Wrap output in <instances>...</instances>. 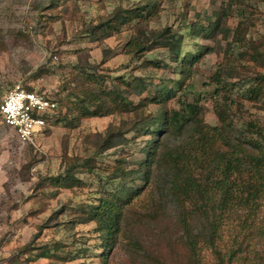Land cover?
Masks as SVG:
<instances>
[{
	"label": "rangeland",
	"instance_id": "obj_1",
	"mask_svg": "<svg viewBox=\"0 0 264 264\" xmlns=\"http://www.w3.org/2000/svg\"><path fill=\"white\" fill-rule=\"evenodd\" d=\"M137 8L152 17L151 30L180 31L192 24L198 30L210 21L215 27L209 35L186 38L198 62L175 98L163 107L178 109V101H197L209 126L219 125L217 112L227 109L235 127L253 123L264 129V105L244 96L253 78L264 75V0H0V102L6 92L20 85L59 104L47 120L52 124L35 146L20 143L0 117V264L101 263L95 224H75L76 207L95 203V193L103 188L105 172L114 166V159L129 151L136 158L147 136L100 152L95 147L98 135L103 138L109 128L118 129L122 120H136L134 114L77 121L71 109L83 97L79 93L83 84L85 90L107 95L121 76H139L152 85H171L178 78L173 58L150 39H143L150 48L142 55L124 54L131 33L140 26L136 18L108 36L92 39L88 35L90 28L99 27L95 30L99 32L111 16L123 18ZM253 52L259 54L257 62L251 61ZM146 61H163L167 67L143 68ZM219 74L226 92L221 93V85L215 82ZM88 76L98 83L90 82ZM130 99L138 101L135 96ZM159 111V106L150 105L143 113ZM246 135L253 140L257 137ZM85 158H94L97 169L80 168L77 177L83 186L64 188L51 181ZM43 182L45 186L38 189ZM159 185L153 184L134 209L125 236L105 255L108 264H153L150 257L143 260L144 251L161 262L179 257L174 204L166 199L163 205ZM148 199L152 205H147ZM255 220L264 228V200ZM129 238L140 240L138 250ZM255 240L264 250V238ZM44 248L69 258H36Z\"/></svg>",
	"mask_w": 264,
	"mask_h": 264
},
{
	"label": "trees",
	"instance_id": "obj_2",
	"mask_svg": "<svg viewBox=\"0 0 264 264\" xmlns=\"http://www.w3.org/2000/svg\"><path fill=\"white\" fill-rule=\"evenodd\" d=\"M115 15L103 23L99 32H95L99 27L88 29V35L92 39H99L101 34L108 36L131 18H136L140 26L136 33H131L124 54L142 55L150 48L143 39H150L173 58L178 78L173 79L171 85L163 82L152 85L139 76L130 79L121 76L107 95L95 89L85 90L84 84L79 88L83 97L71 109L76 112L77 121L114 113L134 114L136 119L122 120L121 127L109 128L103 138L98 135L95 147L100 152L129 141L135 142L143 136L147 138L136 158L129 151L114 159V166L105 172L103 188L95 193V203L77 205L75 224H95L100 240V264H108L105 255L115 248L120 237L125 236V225L134 209L142 203L146 193L151 192L152 185L161 182L163 205L166 199L174 204L172 220L181 253L176 260L167 263L164 259L163 262L156 261L144 251L143 260L150 257L153 264H264V250L255 240L264 238V228L255 223L264 200V129L253 123L235 127L225 112L227 109L217 112L219 125L209 126L203 120V110L197 101H178V109L163 107L175 98L198 62L197 53L189 51L191 46L186 44V38L209 35L215 30L213 22L200 26L198 30L192 24L180 31L170 28L158 31L149 28L152 17L144 8L130 11L123 18ZM257 54L253 52L251 61L259 60ZM142 67L162 70L167 65L163 61H146ZM88 79L98 83L94 76H88ZM215 80L221 85L220 92H226L222 75ZM132 96L138 101L133 102ZM244 96L264 105V75L253 78ZM51 100L59 105L57 100ZM150 105L160 107L158 114L143 113ZM89 106L94 109L90 110ZM47 122L48 126L52 124ZM246 134L257 137L253 140ZM80 168L93 172L97 169L95 159H82L74 168L51 181L64 188L81 187L83 183L77 177ZM44 186L43 182L38 189ZM148 200L147 205H152V200ZM128 240L135 244H132L134 249L140 248L138 238ZM35 256L58 260L69 258L58 256L55 251L50 254L46 248Z\"/></svg>",
	"mask_w": 264,
	"mask_h": 264
},
{
	"label": "built area",
	"instance_id": "obj_3",
	"mask_svg": "<svg viewBox=\"0 0 264 264\" xmlns=\"http://www.w3.org/2000/svg\"><path fill=\"white\" fill-rule=\"evenodd\" d=\"M57 107V103L44 93L17 85L4 94L0 102V117L20 143L35 146L36 139L44 135L47 120Z\"/></svg>",
	"mask_w": 264,
	"mask_h": 264
}]
</instances>
